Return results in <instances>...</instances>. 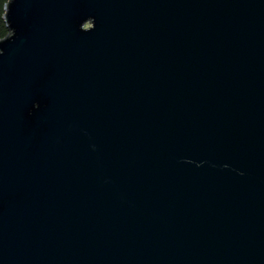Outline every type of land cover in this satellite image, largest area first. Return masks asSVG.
<instances>
[{
	"label": "water",
	"instance_id": "water-1",
	"mask_svg": "<svg viewBox=\"0 0 264 264\" xmlns=\"http://www.w3.org/2000/svg\"><path fill=\"white\" fill-rule=\"evenodd\" d=\"M0 264H264V0H7Z\"/></svg>",
	"mask_w": 264,
	"mask_h": 264
},
{
	"label": "trees",
	"instance_id": "trees-1",
	"mask_svg": "<svg viewBox=\"0 0 264 264\" xmlns=\"http://www.w3.org/2000/svg\"><path fill=\"white\" fill-rule=\"evenodd\" d=\"M6 4L7 0H0V40L5 39L9 34L7 25L4 22Z\"/></svg>",
	"mask_w": 264,
	"mask_h": 264
}]
</instances>
